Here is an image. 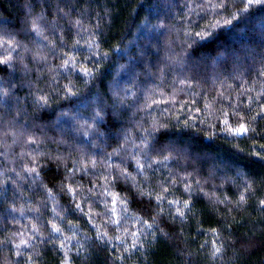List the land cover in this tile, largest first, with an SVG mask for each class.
Wrapping results in <instances>:
<instances>
[{"label":"trees","instance_id":"16d2710c","mask_svg":"<svg viewBox=\"0 0 264 264\" xmlns=\"http://www.w3.org/2000/svg\"><path fill=\"white\" fill-rule=\"evenodd\" d=\"M216 2L0 0V264H264V3Z\"/></svg>","mask_w":264,"mask_h":264},{"label":"snow or ice","instance_id":"6c2138e0","mask_svg":"<svg viewBox=\"0 0 264 264\" xmlns=\"http://www.w3.org/2000/svg\"><path fill=\"white\" fill-rule=\"evenodd\" d=\"M226 3H227V0H217V2L215 4H213L212 6L214 8H223V7L226 6ZM252 3H253V0H248V4L245 5V7L247 8ZM255 3H264V0H255ZM241 11H243V10H241ZM231 22H232L231 20L225 21V23H227V24H231ZM212 27H216V25H213ZM197 35L200 36L201 39H205L207 36H210L211 33H208V32H205V33H197ZM0 63H3V61H0ZM68 63H69V61H65V65H67ZM84 71H85V74L87 75L90 70L85 69ZM261 113H264V108L261 109ZM253 119H255V117H253ZM224 123L227 124L228 121L225 120ZM250 130H251L250 127L247 126L246 123L241 122L239 124V127L231 128V129H229V132L233 136H242V135L248 134ZM262 147H264V146H262ZM140 167H142V166H140ZM31 171H35V169H31ZM249 188H250V185H246L245 192H247L249 190ZM157 198L159 199L160 197H157ZM117 199H118L117 197H114L113 198V203L114 204L116 203V200ZM244 200H245V195H244V193H242L240 195V201L242 202ZM170 203H172V202H170ZM260 203H261L262 206H264V200H262ZM77 207H79V205H77ZM185 207H187V203H185ZM113 214H115V209H113ZM178 214L183 215V212H180L178 210ZM110 222H112V223H119V221H111V220H110ZM149 227H151V225H149ZM52 230L54 232H58L59 231V229L56 228L55 226L53 227ZM98 235H100V234L98 233ZM21 243L22 244H26L27 241H21ZM17 247H19V245H17ZM219 251H220V249H216V252H219Z\"/></svg>","mask_w":264,"mask_h":264}]
</instances>
